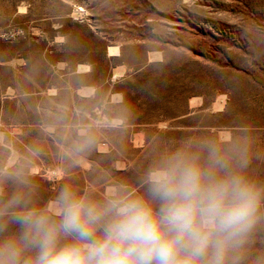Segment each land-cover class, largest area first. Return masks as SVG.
<instances>
[{"label":"rangeland","instance_id":"obj_1","mask_svg":"<svg viewBox=\"0 0 264 264\" xmlns=\"http://www.w3.org/2000/svg\"><path fill=\"white\" fill-rule=\"evenodd\" d=\"M202 138L247 148L264 183V0H0V172L37 205L144 192L161 152ZM260 257L264 225L243 264Z\"/></svg>","mask_w":264,"mask_h":264},{"label":"clouds","instance_id":"obj_2","mask_svg":"<svg viewBox=\"0 0 264 264\" xmlns=\"http://www.w3.org/2000/svg\"><path fill=\"white\" fill-rule=\"evenodd\" d=\"M93 143L85 134L74 150ZM248 163L231 141L190 139L159 154L144 192L119 184L96 199L65 185L43 206L22 169L0 172V188L18 185L0 198V264H243L264 225Z\"/></svg>","mask_w":264,"mask_h":264},{"label":"bare ground","instance_id":"obj_3","mask_svg":"<svg viewBox=\"0 0 264 264\" xmlns=\"http://www.w3.org/2000/svg\"><path fill=\"white\" fill-rule=\"evenodd\" d=\"M116 54H118L117 47H110L109 48V54L108 55L110 56V55H116ZM87 68H88V66H81V67H79V72H80V70H84V69H87ZM84 71H86V70H84Z\"/></svg>","mask_w":264,"mask_h":264}]
</instances>
